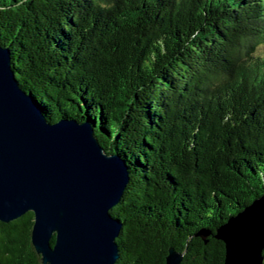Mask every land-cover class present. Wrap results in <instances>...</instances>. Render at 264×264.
<instances>
[{"label": "trees", "instance_id": "1", "mask_svg": "<svg viewBox=\"0 0 264 264\" xmlns=\"http://www.w3.org/2000/svg\"><path fill=\"white\" fill-rule=\"evenodd\" d=\"M0 44L125 163L117 264H225L218 230L264 195V0H0ZM34 223L0 221V264H42Z\"/></svg>", "mask_w": 264, "mask_h": 264}, {"label": "water", "instance_id": "2", "mask_svg": "<svg viewBox=\"0 0 264 264\" xmlns=\"http://www.w3.org/2000/svg\"><path fill=\"white\" fill-rule=\"evenodd\" d=\"M128 181L125 163L104 150L88 124L46 119L0 44V221L35 214L31 241L42 264H117L122 224L111 210ZM216 238L225 243V264H262L264 195ZM183 257L170 249L166 264Z\"/></svg>", "mask_w": 264, "mask_h": 264}]
</instances>
